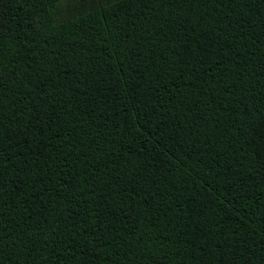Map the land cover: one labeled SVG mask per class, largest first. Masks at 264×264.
Listing matches in <instances>:
<instances>
[{"label":"trees","instance_id":"obj_1","mask_svg":"<svg viewBox=\"0 0 264 264\" xmlns=\"http://www.w3.org/2000/svg\"><path fill=\"white\" fill-rule=\"evenodd\" d=\"M0 264H264V0H0Z\"/></svg>","mask_w":264,"mask_h":264}]
</instances>
